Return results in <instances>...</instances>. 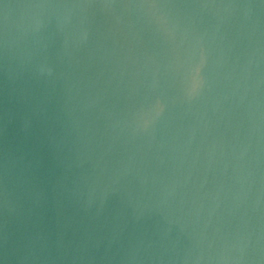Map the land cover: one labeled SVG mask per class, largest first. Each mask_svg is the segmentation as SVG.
I'll return each instance as SVG.
<instances>
[{
	"label": "water",
	"instance_id": "obj_1",
	"mask_svg": "<svg viewBox=\"0 0 264 264\" xmlns=\"http://www.w3.org/2000/svg\"><path fill=\"white\" fill-rule=\"evenodd\" d=\"M0 264H264V0H0Z\"/></svg>",
	"mask_w": 264,
	"mask_h": 264
}]
</instances>
